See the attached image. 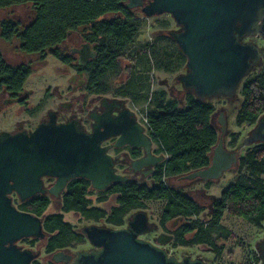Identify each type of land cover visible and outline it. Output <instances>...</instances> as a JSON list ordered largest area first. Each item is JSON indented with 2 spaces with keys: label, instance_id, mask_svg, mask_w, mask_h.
I'll use <instances>...</instances> for the list:
<instances>
[{
  "label": "trees",
  "instance_id": "1",
  "mask_svg": "<svg viewBox=\"0 0 264 264\" xmlns=\"http://www.w3.org/2000/svg\"><path fill=\"white\" fill-rule=\"evenodd\" d=\"M22 6L32 12L29 21L21 25L10 15L0 17V39L16 41V50L24 55L43 58L48 53H56L68 32L82 29L84 40L93 45L95 52L86 68L87 89L129 98L144 115L159 151L167 154L149 184L129 179L91 193L87 180H71L61 197V211L44 215L43 229L48 235L45 253L85 243V237L64 220L63 212H75L81 219L102 220L115 227L122 225L130 212L144 208L146 201L163 203L162 221L177 215L192 216L191 222L182 226L191 236L175 238L173 245L204 244L213 255L212 261L219 258L227 236L221 225L224 214L264 229L262 143L244 147L235 168L234 182L214 198L206 221L197 217L202 208L172 185L181 175L209 164L211 149L218 139V127L211 100L201 101L185 92L181 106L165 89L151 88V72L174 73L184 69L185 57L169 36L156 32L150 40L138 41L145 19L141 13L135 14L126 8L123 0H0V10L5 12ZM158 24L164 29L169 22L160 20ZM30 63L10 64L0 52V93L20 92L31 72ZM120 73L121 80L110 81ZM237 94L240 103L234 122L250 128L264 113V62L243 78ZM239 139L238 131L230 132L228 145L235 148ZM114 194L115 201L108 209L100 205ZM13 202L18 209L40 216L45 214L50 199L36 195L24 202L14 197ZM223 232L225 237L219 241ZM27 242L32 246L36 238ZM252 259L254 264L259 263L257 252ZM33 264L56 263L34 260Z\"/></svg>",
  "mask_w": 264,
  "mask_h": 264
},
{
  "label": "water",
  "instance_id": "2",
  "mask_svg": "<svg viewBox=\"0 0 264 264\" xmlns=\"http://www.w3.org/2000/svg\"><path fill=\"white\" fill-rule=\"evenodd\" d=\"M124 6L139 7L147 18L163 14L171 17L176 28L165 34L185 57L184 71L175 76V81L201 101L223 97L233 102L243 78L264 62V47L243 40H264V0H128ZM75 51L95 56L88 42ZM104 106L101 114L92 116L90 132L82 131L77 120L56 123L52 116L29 132L0 131V264H32L40 256V249L18 242L47 236L42 217L18 209L12 193L24 202L47 190L57 195L71 178H84L96 190L127 181L128 176L115 172L114 164L120 160L107 152L111 146L141 148L143 155L130 159L135 170L165 159L164 155L152 154L150 136L123 100L113 98ZM215 117L218 139L209 164L181 175V179L216 180L224 171L236 168L240 149L264 144V113L235 148L225 143L227 120L223 111L215 112ZM110 137H117L113 144H101ZM43 176L55 177L47 190L43 188ZM147 222L146 212L140 209L132 213L125 227L83 224L79 232L91 249L73 253L56 250L49 260L63 264H208L200 256L185 254L177 258L161 246L170 239L163 234L154 242L139 238ZM255 250L258 264H264V234L255 243Z\"/></svg>",
  "mask_w": 264,
  "mask_h": 264
},
{
  "label": "flooded vegetation",
  "instance_id": "3",
  "mask_svg": "<svg viewBox=\"0 0 264 264\" xmlns=\"http://www.w3.org/2000/svg\"><path fill=\"white\" fill-rule=\"evenodd\" d=\"M127 1L128 0H123V5ZM143 1L146 2L147 0H143ZM129 10L131 11L138 10L140 13L139 7H134ZM173 28H176L174 21H173L172 27L168 29H173ZM168 29L164 28L163 32L165 33V31ZM83 33L84 31L82 29L69 32L65 40L62 42V44H60V46H58V48L56 49L57 50L56 53H48L43 58H41L40 55L26 56L24 62H33L34 59L36 61H43L45 60L47 56L52 57L60 64L61 68H60L59 74L60 76L64 77V80L59 86H55L52 89H49L47 94H45L44 97L41 98L39 102L35 106H32V107H29V105L27 104V99L31 93L28 92L27 90H24V86L22 90L18 92L16 95H10L2 91L0 93V108H2L3 106L15 104L20 109L26 111V116L18 120L15 124H13L12 128L7 131L16 132V131L23 130V131L29 132L33 130L37 126V124H39L42 121L48 120L49 116H52L55 119L56 123H65L69 120H77L80 125V129L82 131L90 132L92 129V124H93L92 116L101 114L104 111L105 109L104 103L105 105L108 104L113 98H117L118 100H123L124 105L133 111L136 117V120L139 121L144 126L145 132L150 136L152 140V145H151L152 154H154L155 156L164 155L165 159L163 161L156 162L154 165L142 167L141 169L135 170L134 167L130 164V159L142 156L143 152L141 148L130 147L129 145L124 144L121 147L111 146L110 148H108L107 152L113 157L118 156V159L120 160L119 163L114 164L116 173L126 175L131 180H135L136 178L139 177L140 179L143 180L139 182L148 184L146 183V181L149 180V183L151 182V177L156 173L158 166L167 159V154L159 151L157 143L153 140V138L151 137L149 133L146 122L142 120V117H141L142 113L140 109L134 106L131 103L129 98L116 96L111 92L94 93V92H90L87 89L86 87V83H87L86 68L95 56L92 57L89 54H85L83 56L82 53L75 51V49L81 48L82 45L87 42L83 38V35H82ZM243 40L246 41L247 37H245ZM90 48L93 50V45H90ZM31 58H33V60ZM79 62H81V64ZM123 75H125L124 72H123ZM157 83L168 87L169 93L168 92L167 93L169 96L173 98L174 96H176L177 98L184 97L185 92L181 89V86L177 88L175 85L168 83L166 80H164L163 83H161L160 81H158ZM134 107L137 108V111L134 109ZM115 113H116L115 111L112 112V114H115ZM116 138L117 137H110L107 140L103 141L101 144L111 145L115 142ZM41 179L43 182V188H46V190L49 187H51L55 181V177H49V176H43ZM74 179H84V178L76 177V178L69 179L68 181H66L64 187L60 191L57 192V195L49 193L48 190L45 193L38 194V195L48 196L50 199V203L52 201V202L59 204L60 205L59 210L55 211V212H59L61 211L60 210L61 209V197L65 192H67V186L69 182ZM182 181H183L182 192L190 200H192L197 206L204 208L207 212H209L211 208V203L214 200V197L207 195L204 191V185L208 183L209 181L185 180V179H182ZM175 188L180 189L179 187H175ZM89 191L91 193H96L97 191H101V190H96L92 188L90 184ZM12 195H13V198L16 197L15 193H12ZM115 197H116L115 194L110 196L108 200L100 203V205L108 209L114 203ZM111 198L113 199V202H110ZM15 206L17 207V205ZM140 209L145 211L144 208H140ZM140 209H136L130 212L129 214H127L125 217L124 223L120 226H115V227H125L132 213ZM161 211L159 215L157 216V218H155L154 220H152L150 216L148 215V213L145 211L147 214L148 222L146 223L145 231L138 235L139 238L148 240L150 242H154V240L160 234L161 235L163 234L164 235L163 237L165 238L168 237L170 239L167 243L161 246L167 249L171 254H174L175 256L178 255L180 257L185 254H188L191 256V254L193 253L195 256L201 257V255L198 253L200 250L208 251L207 247L204 244H197V245L194 244L190 246H187V245L186 246L185 245L174 246L173 241L175 238L188 239L191 236V232L185 231L182 226L186 225L188 222H191V219L193 217L189 215H177L174 218H171L167 221H162ZM50 213H54V212H50ZM50 213H45L43 215H40V217H42V225L44 222V215L50 214ZM63 213H66V214L71 213L73 217L77 218V220L81 219L79 215L75 212L68 211V212H63ZM84 220H87L89 222L88 224L90 223L105 224L103 223L102 220H92V219H84ZM65 221L71 222L68 219H66ZM110 227H114V226H110ZM79 228L76 229L78 232H79ZM47 237L48 235L44 239L36 238V241L38 240L43 241L44 243L43 248H44ZM29 239H33V238L21 239L18 242V244L22 245L23 247H30L34 249L33 245L32 246L30 244L25 245L27 240ZM188 248H195L196 249L195 251L197 252L188 251L187 250ZM63 249H66L67 251L73 253L76 250H79V249L88 250V249H91V247L88 244L87 240L85 239L84 244L77 245L75 247H66ZM50 254H48V259L46 260H49ZM43 259H44V255L41 252L40 256L35 260H39L43 262L46 261ZM33 261H32V264H33ZM56 264H63V263H56Z\"/></svg>",
  "mask_w": 264,
  "mask_h": 264
},
{
  "label": "rangeland",
  "instance_id": "4",
  "mask_svg": "<svg viewBox=\"0 0 264 264\" xmlns=\"http://www.w3.org/2000/svg\"><path fill=\"white\" fill-rule=\"evenodd\" d=\"M132 11L135 14H139L138 10ZM7 15L14 17L21 23V25H24L29 21L32 12L27 6H22L18 8V10H11L9 12L0 10V17ZM160 20H168L169 25L167 29L171 28L173 25L172 19L167 14H163L157 17H151L148 21H145L144 27L138 35V41L143 42L145 40H149V37H151L153 34H155L156 32H161L159 30H161L162 28H160L158 24ZM247 40L253 41L259 47H264V40L261 37H247ZM0 52L2 53L4 59L10 64L24 62L27 56L16 50V41L5 42L0 39ZM31 59L33 60V58ZM30 66L31 72L24 83V90H27L31 93L27 99V104L29 105V107H32L35 106L39 102V100L44 97L45 94H47L49 89H52L55 86H59L63 82L64 77L60 76L59 74L61 68L60 64L50 56H47L43 61H36L34 59L33 62L30 63ZM183 71L184 69H181L174 73H165L162 71L151 72V88H163L169 93L168 87L157 83L158 81L163 83L164 80L179 88L180 85L178 82L175 81V76ZM122 77V73H120L119 75L110 78V81L115 82L116 80H121ZM174 98L177 97L174 96ZM177 99L179 101V104L182 106L184 104L183 97ZM211 102L215 106V112L223 111L226 117L227 132L225 135V143L228 148H233L228 145L229 133L233 131H238L240 133V143L242 137L246 134L249 129L245 126H237L234 122L236 110L240 103V97L237 94L233 102L232 100L223 97L214 98L211 100ZM25 116L26 111L20 109L15 104L3 106L2 108H0V131L11 129L13 124H15L18 120L22 119ZM216 125L217 127L219 126L218 123H216ZM243 153L244 148L240 149L239 151L240 155H242ZM235 178V169L231 168L229 170H226L218 179L211 180L206 183L204 185V191L207 195L217 198L227 186L234 182ZM135 180L143 181L139 177ZM146 183L149 184V180H147ZM172 185L174 187H179L181 190L183 189L182 179H174L172 181ZM110 202H113L112 198L110 199ZM145 205V211L148 213L150 218L154 220L159 215L163 203L161 201H146ZM59 207V204L51 201L45 213L58 211ZM63 217L65 220H70V223L74 226L75 229L79 228L83 224L89 223L87 220L84 219L77 220V218L73 217L71 213H63ZM197 217L200 220L206 221L207 211L202 208L201 213ZM221 225L227 231V236L223 243L219 258L216 261H212L213 255L211 252L205 250H198V253L201 255V257L207 259L208 264H254L252 258L254 253H256L255 243L263 236L264 229L257 228L240 217L229 216L227 214L223 215L221 219ZM221 235L222 238H219V241L223 240V237H225L224 232ZM28 244L29 243L26 242L25 245ZM43 244V241L38 240L33 244V248L41 249V252L45 257L48 256V254L44 252ZM187 250L195 251L196 249L188 248ZM176 257L180 258V256L178 255H176ZM191 257H195L194 253L191 254ZM46 259L48 258H44L43 260Z\"/></svg>",
  "mask_w": 264,
  "mask_h": 264
},
{
  "label": "built area",
  "instance_id": "5",
  "mask_svg": "<svg viewBox=\"0 0 264 264\" xmlns=\"http://www.w3.org/2000/svg\"><path fill=\"white\" fill-rule=\"evenodd\" d=\"M141 17L144 18L145 21H148V20H149V18L144 17L143 15H141ZM147 27H148V25H147ZM146 31H148V30H146ZM150 38H151V37H149V40H150ZM134 109L137 111V108H136V107H134ZM141 117H142V120H143L144 122H146V119H145V117H144L143 114L141 115Z\"/></svg>",
  "mask_w": 264,
  "mask_h": 264
},
{
  "label": "crops",
  "instance_id": "6",
  "mask_svg": "<svg viewBox=\"0 0 264 264\" xmlns=\"http://www.w3.org/2000/svg\"><path fill=\"white\" fill-rule=\"evenodd\" d=\"M216 118V117H215Z\"/></svg>",
  "mask_w": 264,
  "mask_h": 264
}]
</instances>
